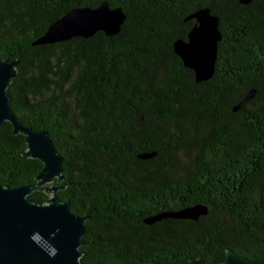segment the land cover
I'll return each instance as SVG.
<instances>
[{"label": "trees", "instance_id": "trees-1", "mask_svg": "<svg viewBox=\"0 0 264 264\" xmlns=\"http://www.w3.org/2000/svg\"><path fill=\"white\" fill-rule=\"evenodd\" d=\"M101 3L125 15L115 36L30 45L70 9ZM202 8L221 38L213 75L196 84L171 44ZM6 58L19 66L11 114L47 133L62 159L56 197L86 218L81 264H221L225 251L264 264V0H0ZM25 151L5 123L0 186L34 184L42 165ZM192 205L206 209L194 222L142 223Z\"/></svg>", "mask_w": 264, "mask_h": 264}, {"label": "water", "instance_id": "water-1", "mask_svg": "<svg viewBox=\"0 0 264 264\" xmlns=\"http://www.w3.org/2000/svg\"><path fill=\"white\" fill-rule=\"evenodd\" d=\"M252 0H238L247 5ZM125 15L119 8H109L101 3L95 8L78 7L67 11L52 22L31 46H44L67 42L72 38L88 39L100 32L106 37L118 34ZM194 24L188 30L185 41L174 40L173 54L179 58L182 67L192 72L193 82L198 84L211 78L214 72L217 43L220 33L218 19L207 8L198 9L185 18ZM15 60H0V130L7 123L15 137H23L26 160L38 161L42 168L34 177V184L17 188L0 186V264H81V237L84 222L70 213L68 202H60L56 193L63 189L62 159L54 149L45 131L21 126L10 112V101L6 95L11 88L19 66ZM253 95L250 91L232 108L235 112ZM153 154L139 155V160L149 159ZM49 186L47 189L46 187ZM43 188L51 192L45 204H35L28 198ZM206 214L200 205H192L175 212L160 213L144 219L145 225L162 219L196 221ZM186 264H202L190 260ZM221 264H256L230 251H225Z\"/></svg>", "mask_w": 264, "mask_h": 264}, {"label": "rangeland", "instance_id": "rangeland-1", "mask_svg": "<svg viewBox=\"0 0 264 264\" xmlns=\"http://www.w3.org/2000/svg\"><path fill=\"white\" fill-rule=\"evenodd\" d=\"M177 159H179V160H181V161H183V159H182V156H177ZM49 186H47L46 187V189L48 188ZM43 189V188H42ZM44 194L49 198V197H51V192H44Z\"/></svg>", "mask_w": 264, "mask_h": 264}, {"label": "flooded vegetation", "instance_id": "flooded-vegetation-1", "mask_svg": "<svg viewBox=\"0 0 264 264\" xmlns=\"http://www.w3.org/2000/svg\"><path fill=\"white\" fill-rule=\"evenodd\" d=\"M194 24V21L192 20V25ZM192 25H191V27H192ZM190 27V28H191ZM188 32V31H187ZM187 34V33H186ZM186 36V35H185ZM183 41H185V39L183 40ZM178 58V57H177ZM179 59V58H178ZM182 65V64H181ZM188 70V69H187ZM190 71V70H189ZM191 72V71H190ZM191 74H192V72H191ZM192 80H193V75H192Z\"/></svg>", "mask_w": 264, "mask_h": 264}]
</instances>
